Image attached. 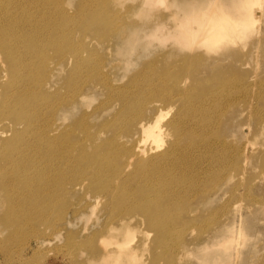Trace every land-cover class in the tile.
<instances>
[{"label":"rangeland","instance_id":"1","mask_svg":"<svg viewBox=\"0 0 264 264\" xmlns=\"http://www.w3.org/2000/svg\"><path fill=\"white\" fill-rule=\"evenodd\" d=\"M61 1L72 32L66 54L76 50L82 61L75 81L66 73L60 79L71 88L77 87L76 93L82 97L77 110L68 116L61 113L57 119L67 117L57 123H65L61 138L67 143L74 140L66 148L76 159L62 172L65 192L56 198L44 195L33 200L29 208L15 210L12 205L1 206L6 200L0 192V264H102V252L109 247L105 240L108 229L122 218H127L133 228L125 248H136L137 252L136 259L127 263L264 264V0H259L256 21L249 28L256 36L239 39L244 32L239 31L236 48L225 53L219 66L213 63L204 67L208 71L196 67L199 83L188 73H181L182 51L175 38L179 29L170 35L167 30L170 24L174 26L180 8L189 6L191 0L158 1L151 6H142V0H110L109 7L101 8L110 15L112 33L106 35L95 27L89 28L94 34L87 30L96 20L89 11L92 0L86 5L83 0ZM205 1L216 6L223 2ZM135 28L139 32L130 37L127 32ZM56 52L50 50L53 59ZM160 76L166 82L160 84ZM150 81L157 86L148 88L144 83ZM182 89L198 98L207 97L201 104L206 129L199 140L205 147L200 162L203 171L187 181L176 176L151 200L152 204L157 199L164 205V212L155 213L171 231L167 243L160 244L147 210L141 208L144 202L129 195L130 188L141 195L144 186L129 184L120 177L124 167L115 162L106 163L100 170L101 174L113 175L94 176L92 172L99 171L94 163L101 165L100 156L107 153L101 148L106 142L126 137L128 132L126 138L143 139L137 134L138 116L143 111L152 116L155 105L161 106L165 114L162 125L168 124L184 104L177 96ZM70 95L67 87L57 102L69 100ZM42 106L37 122L39 134L46 140V120L54 118L55 122V116L50 119L48 105ZM168 106L172 107L168 110ZM1 121L8 124L6 129H12L14 121L8 117ZM23 128L16 130L22 132ZM3 131L1 126V146H5L3 140L12 138ZM168 138L162 134L142 147H159L158 153L165 152ZM123 180L125 184L120 182ZM80 183L84 187L75 189ZM110 184L119 187L117 195L104 193ZM33 186L44 187V181L35 180ZM180 190L184 192H177ZM174 191V198L169 197ZM182 193L184 197L177 199ZM185 251L190 255L184 256Z\"/></svg>","mask_w":264,"mask_h":264},{"label":"bare ground","instance_id":"2","mask_svg":"<svg viewBox=\"0 0 264 264\" xmlns=\"http://www.w3.org/2000/svg\"><path fill=\"white\" fill-rule=\"evenodd\" d=\"M158 1L160 3L165 0L141 2L142 6H151L157 5ZM90 2L91 0H83L84 5ZM108 2L110 0H92L89 11L96 20L95 22L92 20L88 25L87 30L91 31V34H94V31L89 29L91 27L100 30L104 35L110 31L112 33L108 19L110 15L104 10L105 7H109ZM258 2L259 0H223L216 6L211 3L206 4L205 0H191L189 6L180 8L174 26L170 24L167 30L170 35L171 31L179 29L175 38L180 43L182 51L181 73H188L195 82L199 83L197 68L205 70L204 67L213 63L214 66H219L220 62L224 61L225 53L236 48V36L239 35V31H244L239 39L244 37L249 40L250 37L256 36V32L249 33V28L256 21V8L260 5ZM102 7L104 8L101 9ZM64 11L61 0H0V127H4L3 134H12L11 139L3 140L5 146L0 145V192L6 200V204L1 203L4 208L12 205L15 210L26 209L33 200L37 198L40 200L44 195L53 199L63 194L65 183L62 172L71 167V163L76 159L66 148V145L74 140L68 139L70 143H67L61 138L64 135L61 130L65 123L61 125L57 123L64 122L69 112L77 110L76 107L82 97L76 93L77 87L71 88L60 79L66 73L67 78L75 81L82 61L73 47H71L72 54L70 56L66 54L72 32L71 22L66 20ZM139 30L130 29L127 33L130 37H135ZM122 33L124 32H116L115 35ZM51 49L57 51L56 59L50 56ZM192 51L196 54L192 55ZM53 62L55 65L50 68ZM157 81L160 84L166 82L164 76H160ZM144 84H147L148 88L157 86L152 81ZM67 87L71 91L70 99L57 102L58 96ZM215 89L216 87L212 86L211 90ZM182 90L177 96L184 101V104L179 106L177 113L168 124L162 125L165 114L161 106L155 105L157 110L152 116L145 114L147 110L144 114L143 111L138 116L137 125V134H141L143 139L136 141L132 135L126 138L130 133L128 132L126 137H118L109 143L106 142L101 149L108 154H101V165L94 163L99 171L92 172L94 176H105V173L113 175V172L101 174L100 170L106 163L115 162L116 166L124 167L120 177L126 178L129 184L134 182L144 186L141 195L131 188L129 195L132 200L144 202L141 208L147 210L148 221L156 229V240L160 244L167 243L171 231L163 224L159 214L155 213L164 212L166 210L164 205L157 202V199L155 204H152L151 200H154L162 189L169 187L170 180H174L176 176L187 181L195 179L203 171L200 162L205 147L204 144L199 143V140L206 129L205 113L201 104L207 97L201 95L198 98L191 92L188 93V89ZM54 96H57L56 101ZM47 105L46 114L49 112L50 119L55 116V122L54 118L48 122L46 120L43 131L48 136L45 140L39 134L37 112L41 106L47 108ZM172 106H168V110ZM61 113L67 116L57 119ZM2 117L14 121L12 129L10 126L8 129L5 128L8 124L1 121ZM20 126H24L22 132L16 130ZM162 134L169 137L167 141L169 147L165 152L158 153L159 147L150 150L142 147L150 140H157ZM57 136L59 140L55 139ZM93 142L96 143V138ZM71 147L73 149V146ZM35 149L39 150L35 151L34 156ZM196 154L199 157L197 161ZM79 160L84 162L81 157ZM42 164L43 167L39 168ZM35 180L44 181V187L35 188L33 186ZM120 182L125 184L124 180ZM50 183H54L52 187L49 186ZM181 184L182 186L184 184L182 180ZM113 185H106L104 193L117 195L119 187ZM173 185L175 184L172 182ZM77 187H84V184L76 185L75 189ZM17 194L20 195L18 198ZM175 195L174 191L168 196L174 198ZM2 196L0 195V200ZM183 197L184 193L177 199ZM168 200L170 198L166 201ZM99 202L100 200L97 203ZM132 231L133 228L127 218H122L118 224L109 227L108 237L105 238L109 247L102 252L104 259L102 264H131L127 262L131 258L136 259V248H125ZM189 255V251L184 252V256Z\"/></svg>","mask_w":264,"mask_h":264}]
</instances>
